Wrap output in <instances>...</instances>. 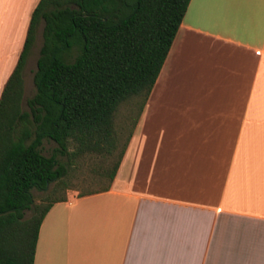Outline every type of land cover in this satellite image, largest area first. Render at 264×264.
<instances>
[{"label": "crops", "instance_id": "1", "mask_svg": "<svg viewBox=\"0 0 264 264\" xmlns=\"http://www.w3.org/2000/svg\"><path fill=\"white\" fill-rule=\"evenodd\" d=\"M38 2L0 0V96ZM138 112L108 188L51 205L33 264H264V0H190Z\"/></svg>", "mask_w": 264, "mask_h": 264}, {"label": "trees", "instance_id": "2", "mask_svg": "<svg viewBox=\"0 0 264 264\" xmlns=\"http://www.w3.org/2000/svg\"><path fill=\"white\" fill-rule=\"evenodd\" d=\"M189 2L39 0L0 96V264H33L41 222L66 198L48 195L41 205L33 190L64 185L74 160L86 153L113 152L115 110L132 97L147 99ZM41 21L35 91L25 98L23 71ZM45 142L54 144L49 154Z\"/></svg>", "mask_w": 264, "mask_h": 264}, {"label": "rangeland", "instance_id": "3", "mask_svg": "<svg viewBox=\"0 0 264 264\" xmlns=\"http://www.w3.org/2000/svg\"><path fill=\"white\" fill-rule=\"evenodd\" d=\"M42 27L43 21L37 26L36 40L33 45L35 46L33 58L27 63L25 72L23 71L25 98L32 96L35 91L32 77L33 72L36 69V58L39 54L38 49L42 44ZM69 55L70 57L68 59L73 60L74 56L77 55V51L74 50ZM142 101L143 96L132 97L120 103L115 110L112 121L117 133V143L116 148L111 154L89 152L76 158L73 162L72 169L69 171V175L65 179L64 185L56 187L55 191L51 192H38L37 190H33L35 203L45 205L48 200L43 197L48 195L53 198L62 196L66 197L68 193L84 194L95 192L106 187L109 184V173L117 161L119 153L136 123ZM53 145L52 142H45L44 152L49 154ZM31 213V211H27L26 217L30 216Z\"/></svg>", "mask_w": 264, "mask_h": 264}]
</instances>
